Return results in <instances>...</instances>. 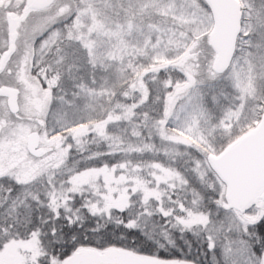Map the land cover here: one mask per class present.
Wrapping results in <instances>:
<instances>
[{"label": "snow or ice", "instance_id": "1", "mask_svg": "<svg viewBox=\"0 0 264 264\" xmlns=\"http://www.w3.org/2000/svg\"><path fill=\"white\" fill-rule=\"evenodd\" d=\"M0 264H264V0H0Z\"/></svg>", "mask_w": 264, "mask_h": 264}]
</instances>
